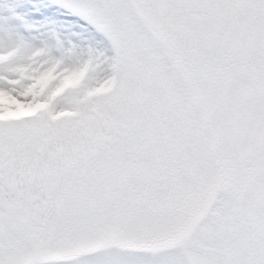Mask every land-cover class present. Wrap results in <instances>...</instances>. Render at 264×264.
<instances>
[{"label":"snow or ice","instance_id":"snow-or-ice-1","mask_svg":"<svg viewBox=\"0 0 264 264\" xmlns=\"http://www.w3.org/2000/svg\"><path fill=\"white\" fill-rule=\"evenodd\" d=\"M0 264H264V0H0Z\"/></svg>","mask_w":264,"mask_h":264}]
</instances>
